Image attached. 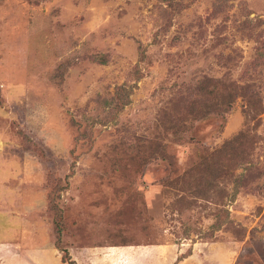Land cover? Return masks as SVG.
<instances>
[{"label":"rangeland","instance_id":"obj_1","mask_svg":"<svg viewBox=\"0 0 264 264\" xmlns=\"http://www.w3.org/2000/svg\"><path fill=\"white\" fill-rule=\"evenodd\" d=\"M0 179V264H264V0H0Z\"/></svg>","mask_w":264,"mask_h":264},{"label":"crops","instance_id":"obj_2","mask_svg":"<svg viewBox=\"0 0 264 264\" xmlns=\"http://www.w3.org/2000/svg\"><path fill=\"white\" fill-rule=\"evenodd\" d=\"M2 181V179H0V182ZM7 246H10L9 248H11V255H12V253H14V252H18V251H15L14 250V245L12 244V245H10V243L9 242H7L5 245H3V247H7ZM117 249V248H116ZM124 249V248H123ZM55 250H56V247H55ZM68 250H69V253H70V255H72V257H73V259H74V261L76 262V264H82L83 262L84 263H86V264H99L98 263V261L96 260V259H92V261L89 259L90 258V255L92 254L91 253V251H90V249H88V248H84V249H82V253L80 252V254H82V257H77V258H75V255H73L72 254V248L71 247H68ZM1 251V253H2V255L1 256H4V255H7L8 254V250L5 248L4 250H0ZM21 252H23V251H21ZM0 253V254H1ZM57 253L60 255V262L62 263V261H61V254H60V252L57 250ZM122 252L121 251H119V255L121 254ZM10 254V253H9ZM88 259V260H87ZM14 264H21V262H19V261H15L14 262ZM62 264H64V263H62Z\"/></svg>","mask_w":264,"mask_h":264},{"label":"trees","instance_id":"obj_3","mask_svg":"<svg viewBox=\"0 0 264 264\" xmlns=\"http://www.w3.org/2000/svg\"><path fill=\"white\" fill-rule=\"evenodd\" d=\"M61 233H62V230L59 229L57 232L56 241H55V247L61 253V261L64 264H76V262L72 259L71 255L69 253L68 247L64 246V244L62 242ZM177 261H181L180 258H178Z\"/></svg>","mask_w":264,"mask_h":264}]
</instances>
